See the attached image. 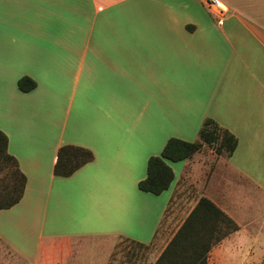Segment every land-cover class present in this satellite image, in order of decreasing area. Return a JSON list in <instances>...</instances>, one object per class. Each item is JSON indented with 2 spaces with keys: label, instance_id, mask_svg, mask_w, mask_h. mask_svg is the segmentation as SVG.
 <instances>
[{
  "label": "crops",
  "instance_id": "0c3cea01",
  "mask_svg": "<svg viewBox=\"0 0 264 264\" xmlns=\"http://www.w3.org/2000/svg\"><path fill=\"white\" fill-rule=\"evenodd\" d=\"M209 1L0 0V129L28 177L0 213L17 230L43 229L52 190L77 180L94 217L30 247L0 231V264H110L120 239L154 247L186 185L191 210L204 195L240 226L213 248L218 263L264 264V0H221L222 22ZM24 76L37 88L21 91ZM207 118L238 138L233 155L205 146L168 162L169 189L142 191L170 121L199 131ZM67 144L95 158L57 176Z\"/></svg>",
  "mask_w": 264,
  "mask_h": 264
},
{
  "label": "trees",
  "instance_id": "16d2710c",
  "mask_svg": "<svg viewBox=\"0 0 264 264\" xmlns=\"http://www.w3.org/2000/svg\"><path fill=\"white\" fill-rule=\"evenodd\" d=\"M18 86L21 91L30 92L37 88L38 83L32 77L24 76L18 81ZM238 143V138L232 132L213 118H207L201 127L199 140L170 138L161 155L149 158L147 176L139 182V188L160 195L170 188L175 179L169 161L192 158L205 146L230 158ZM94 158L90 149L72 144L63 145L58 151L54 173L57 176H71ZM27 182L28 177L21 170L17 158L9 152L8 135L0 129V210L9 209L22 200ZM239 229L237 222L215 202L204 195L199 196L196 205L154 264H209L213 248ZM136 245L148 250L153 247L152 244Z\"/></svg>",
  "mask_w": 264,
  "mask_h": 264
},
{
  "label": "rangeland",
  "instance_id": "374dc122",
  "mask_svg": "<svg viewBox=\"0 0 264 264\" xmlns=\"http://www.w3.org/2000/svg\"><path fill=\"white\" fill-rule=\"evenodd\" d=\"M200 129L201 127L198 131L193 125H181V123L178 124L171 120L165 140L154 142L155 149L159 153L158 155L162 154L163 148L170 138L175 137L187 141H194L199 138ZM200 154L201 153L197 156H200ZM170 163L181 165L183 161ZM147 166L148 165H146L145 173H147ZM194 167L198 170V164L195 163ZM182 191L183 192L177 196L171 205L155 246L148 250L120 239L116 243L117 248L114 256L109 260L111 262L110 264H154L156 262L157 258L164 250L165 245L170 241L193 206L189 204L191 203V199L196 196L195 191L187 185L183 187ZM52 192L53 194L48 208L49 219L46 227L42 229L38 226L31 230L26 228L24 230H17L9 226V218L7 215L0 213V231L12 236L19 245L30 247L35 246L43 235L46 236L58 232L64 234L76 233L75 231H78L75 226L76 223L80 224L81 221H87L89 217L94 218L88 214L90 205L92 204L88 203L86 198H90V195H88L86 190H83L77 180L68 181L63 188L57 191L53 189ZM260 207L264 208V203L260 204ZM121 208L123 209L124 207ZM50 220H52L53 223H51ZM146 241L150 243L152 239L150 240L147 238ZM210 264H219L217 254H211Z\"/></svg>",
  "mask_w": 264,
  "mask_h": 264
},
{
  "label": "built area",
  "instance_id": "2783aa9c",
  "mask_svg": "<svg viewBox=\"0 0 264 264\" xmlns=\"http://www.w3.org/2000/svg\"><path fill=\"white\" fill-rule=\"evenodd\" d=\"M209 6L213 14L217 15L222 22L224 17L229 13L228 6L221 0H210Z\"/></svg>",
  "mask_w": 264,
  "mask_h": 264
}]
</instances>
